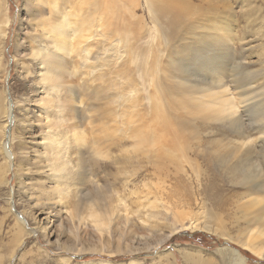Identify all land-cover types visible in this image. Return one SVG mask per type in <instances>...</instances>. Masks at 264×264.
Masks as SVG:
<instances>
[{
  "label": "rangeland",
  "instance_id": "rangeland-1",
  "mask_svg": "<svg viewBox=\"0 0 264 264\" xmlns=\"http://www.w3.org/2000/svg\"><path fill=\"white\" fill-rule=\"evenodd\" d=\"M8 1L12 24L8 30L9 35L4 39L0 25V109L4 110L6 106L7 110L12 104L15 119L5 129L4 140L7 146L3 148L1 125L7 123V117L4 113L0 114V173L7 168L8 160L4 150L16 156L12 158V168L7 172L5 182L2 183L0 179V256H3L0 264H264V258L247 247L250 233H255L258 226L249 222L243 213L247 198L251 197L246 196L249 186L264 182V175L259 171V167L264 169V143L259 147L264 140V132L260 133V128L264 126V0H227V4L219 6L218 15L214 17L215 24L206 19L208 14L198 15L189 20L195 23L192 29L187 30L189 23H184L177 37L173 35L168 39L166 34L169 32L159 29L156 11L151 10L146 0H113V8L118 5L121 10L119 18H126L129 26L114 18L113 24L117 26L118 32L124 30V27H131L132 31L127 34L131 40L122 38L121 34L117 37V32L110 31L113 28L103 17L97 20L91 17L92 28L86 25L85 37L73 45H67V52L55 51L63 57L65 64V70L62 65L55 67L58 79L69 81L67 85L76 88V93L80 94V98H75L80 116L86 112L88 120L95 125H102L108 133L105 150L113 155L117 154V149H131L132 145L138 143L139 150L142 148L150 151L139 154L140 173L131 172L134 168L132 165L115 163L114 169L111 167L106 172L91 175L90 180H81L82 184L88 182L81 189L78 187L80 193L93 194L95 200H98L101 191L105 196L111 193L108 183L100 179L106 177L105 173L109 171L111 177L126 167L127 172L124 173L132 174L127 180L122 175V180L116 183L117 187H112L116 198L123 194L127 200L119 202L118 208L122 211L118 215L117 212L114 214L116 224L113 228H109L105 234L89 218L85 223H81L77 217L71 220L73 207L64 202L65 206L60 203L61 208L54 210L52 220L57 222L53 233L50 231L47 234L48 240L39 233L37 235V232L31 233L34 226L28 222L30 216L32 223L38 227L39 219L40 224H43V219L52 210L49 205L54 203V194L49 199L44 196L38 201L36 198L41 192L36 184L40 182L39 177H47L48 162L43 160L45 166L44 170L41 169L42 173L32 171L30 175L29 171L23 169L20 179L16 170L21 168V164L33 167L31 162L37 159H33L35 157L30 154L31 151L37 147L36 157L39 158L46 147L45 143L42 146L38 144L42 140L41 128L45 126L44 122L40 123L39 117L35 118V125L30 128L32 133H24L22 125V118L28 113H25V109L34 106L37 114L42 113L40 102L32 106L25 98H38V86L34 85V79L46 73L47 69H43L45 62L37 64L38 59L33 58L32 54L17 61L14 48L16 40L21 37L26 46L20 52L26 54L31 45L26 42L28 36H38L42 30H34L27 21L28 14L22 11L25 0ZM182 1L198 14L207 11L211 4L220 3V0ZM4 5V0H1L0 7L4 8ZM20 17L23 18L22 24ZM219 24L225 28L222 27L225 33H216L217 28L220 31ZM214 26L215 30L212 29ZM16 30H20L21 34L18 35ZM69 30L66 28L67 32ZM218 35L225 40L224 45L216 38ZM184 66L188 68L189 78L196 77L208 82L222 80L221 84L227 86L226 95L233 96L236 104L233 117H243L244 122H253V126L240 128L231 117L219 121L210 116L211 111L207 110L197 114L188 113L187 104L195 101L194 96L190 95L191 83L202 80H189L185 75V81L175 77L178 76V68ZM22 69L32 70V73H27L30 81L26 83L30 90L28 94L24 93ZM99 78L105 83L101 84ZM177 80L189 86L179 90ZM33 87L35 91L32 92ZM164 89L167 95L163 98ZM18 95L21 96L24 109L20 111V120L14 128ZM157 104L162 105L172 131L182 132L181 145L176 146V151L164 145L170 134L165 131L166 128H162L163 121L156 112ZM73 121L70 117L68 124ZM248 131L250 137L245 138ZM94 133L97 136V130ZM21 141L27 148H20ZM245 141L248 142L238 152L237 148ZM71 143L73 149L77 147L84 153L89 169L80 168V171L81 176H85L98 159L96 157L100 158L102 153L96 148H88V143L82 141ZM186 148H190L189 154L184 153ZM246 148L250 149V157L240 166L237 162L241 157L245 158L243 152ZM21 150L22 154L19 153ZM246 177H254V182H248ZM18 181L22 183L20 187L17 186ZM30 181L35 182L31 184ZM49 185L54 186V182H49ZM96 186H100L99 189ZM30 187H35V190L29 198L27 192ZM254 189L258 190L259 187ZM20 191L22 196H19ZM155 199L157 203L151 205ZM17 200L27 207L20 206ZM137 203L142 206L138 207ZM167 208L196 212L195 215L201 218L196 223L198 227L179 226L175 234L164 239L163 232L168 236L169 229L162 225L163 230L152 235L148 226L156 222L151 216L153 212L166 213L169 217L168 225L172 224L174 218ZM139 209L142 214L132 213ZM80 211H84L83 207ZM160 216L163 215L160 213ZM23 220L28 223L24 225L28 231L18 237L17 245L20 248L13 256H8L10 239L21 233V229L15 225L18 221L22 224ZM63 222L68 227L65 234L59 236L60 240L57 236L62 232ZM192 223V220L185 221V225ZM114 227L118 228L117 231ZM126 227L136 231L134 236L124 240L120 234ZM109 239L111 243L108 245ZM119 242L122 249L118 247ZM147 242L149 245L145 246ZM159 242L161 244L154 248ZM62 243L66 250L62 249ZM131 245L139 246L141 252L125 254L123 250ZM170 253L171 258H168ZM67 258L70 260L67 261Z\"/></svg>",
  "mask_w": 264,
  "mask_h": 264
},
{
  "label": "bare ground",
  "instance_id": "bare-ground-1",
  "mask_svg": "<svg viewBox=\"0 0 264 264\" xmlns=\"http://www.w3.org/2000/svg\"><path fill=\"white\" fill-rule=\"evenodd\" d=\"M146 1H147V4H149L151 10L156 11L155 15L157 16L156 21L158 22L159 29H163L169 32L166 34L167 39L170 37H173V35H174V38L177 37V35L182 31L181 28L184 23H187V22L189 23L188 25L189 27L186 28L187 30L192 29L195 23L191 21L189 22V20L190 18L197 17L198 15L208 14L206 16V19H208L209 22L214 23V19H215L214 17L218 15L217 11L219 10V6L222 7L225 4H227V0H220L219 5L211 4V6L208 7L209 9H207V11H204L202 14H198V13H195L194 10L191 9L190 6L186 4L185 2H183L182 0H156V1L146 0ZM112 2L113 0H65V2L62 0H25V2H23L22 11H26V13L28 14L27 21H29L31 28H33L36 31H38V28H40L42 32L38 36L37 35H33L32 37L28 36V40H26V42L28 41L31 45H29V50L26 54H22L20 52L25 49L24 48V46H26V44L24 43L25 41H22L21 37H19L16 40V43L14 44V48L16 49L17 61L21 60L26 55L28 56L30 54L31 56L32 54L33 58L35 57L36 59H38L37 64L45 62L43 69H47V71L46 73H44V75L40 77L35 76L34 85L38 86V90H36L37 91L36 96H38V98L36 97L35 99H30L29 97L25 96L26 97L25 99H27V101H29V104H32V106H33V103L40 102L41 109L40 108L39 109L42 111V113L39 112V114H37L35 112L36 108L34 109V106L32 109L31 108L27 110L25 109V113L26 111L28 113L25 114L27 116H23L24 118H22V125L24 126V129H25L24 133H32L30 128L33 125H35V121H34L35 118L39 117L41 119V120L39 119L40 123L42 124L44 122L45 126H44V129L41 128L42 129V134H41L42 140L41 142H38V144L39 146L40 144L42 146L43 143H45L46 147L44 148L43 152L39 154L41 155L39 158L36 157L38 156L37 147L31 151L30 154L34 155L35 157L33 159H37V161L31 162L33 167L23 166L21 164L20 165L21 168L20 169L18 168L16 170H17L18 179H20L21 171L23 169H25L26 171H29L30 175L32 171H34L35 173H38V172L42 173V170H44L43 166H45L42 163L43 160L46 159V161L48 162L46 167H48L49 173L47 177L44 179H41V177H39L40 182L37 181L36 185H38V188H41V190H39V192L40 191L41 192L40 193L38 192L39 194L36 195V198L38 199V201L40 197H44V196H46L49 199L54 194L55 195L53 198L54 203L52 205L48 204L49 209L50 210L52 209V210L48 213L47 217L43 219L44 225L40 224L41 222L39 219L38 227H35V224L32 223V218L30 219V216H28L29 218L28 222H30L31 226L32 225L34 226L33 230H31L30 232L31 233L37 232L36 233L37 235L39 233L42 237L46 238L47 240H48L47 234L49 235L50 231L53 233V229L57 222L54 219L52 220V217L54 216V210L56 209L58 210L59 208H61L60 207L61 204L65 206L64 202L70 205L71 207H73V210L71 212V220L77 217L81 223L82 222L85 223L87 221V218H89L95 223L97 229L99 231L103 230L105 234H106L105 231H107L109 228H113V226H115L116 224V222L114 223V221H116L114 214L117 212V215H118L119 212L122 211L121 209L118 208L119 202H122V201L126 202L127 200H126V196L123 194L116 198V195L112 187H117L116 183L117 181L119 182L120 180H122L121 178L122 175L127 180L128 177L132 176V174L130 173V175H128L124 173V172H127L126 167H124V169L119 171L118 173H114L111 177L109 176L110 175L109 171L105 173L106 177H101L100 179L106 184L108 183V185L110 186L111 193L108 196H105L103 191H101L98 200H95V196L93 194L80 193L81 191L78 190V187L81 189L83 187L82 185L88 182L86 181L82 184L81 180L83 178H86V180H90L91 175H97L100 172H106L111 167L112 169H114L115 163L124 164V166H127V164H129L130 166L132 165V167L134 168L132 169L131 172L135 171L137 173V171L140 170V167H139V156L140 155L139 154L141 152L144 154H147L150 151V150H145L142 148L141 150H139L138 143H137L131 146L132 150L131 149H124V150L117 149L118 150L117 154H113V155L109 154L105 150L108 133L105 132L104 127L102 125H95L91 120H88L89 116L87 115L86 112H84L83 116H80L79 114L80 109L77 108L76 99H75V98H80V94L76 93V88H73V86L69 87L67 85L69 81L67 80L60 81L57 77V69L55 68L56 66L62 65L63 70H65V64L63 61V57H61L57 53H59L60 51L67 52V49H68L67 45L68 46L73 45L75 41H78L81 38L85 37L86 30H87L86 25L88 24L89 28L90 27L92 28V19L97 20L103 17L106 21H108V25L110 23V27L113 28V30H110V31L117 32L116 34L117 37H120V34H121L122 38L126 40H131V38H128L127 36V34L132 31L131 27H124V30L118 32L117 26L113 24V20H112L113 18L118 22H120V20L122 22H125V24H127V22L125 20L126 18H122V19L119 18L121 10H119L118 5L115 8H113ZM0 3H1V0H0ZM4 3H5L4 8L0 7V14H1L0 15L1 17L0 25H1L3 39L9 35L8 30L12 24L11 14L9 13V4H8L9 1L4 0ZM224 9H228V8H224ZM108 11H110V13H108ZM249 15L251 14L249 13ZM19 20H20V23L22 24L23 18L20 17ZM166 21H168L171 26ZM1 22L4 24H2ZM220 24H219L220 31L217 28L216 33L218 34L222 32L225 33V31H223L224 27L222 26L223 27L222 28ZM66 28H69L71 30L67 32ZM215 28L216 26H214L212 29L215 30ZM16 31H18V35L21 34L20 30H16ZM216 38L218 39L220 43H223V45L225 44V40L223 39V37H221V35L216 36ZM4 46L5 45L3 44L2 48L5 51ZM89 50L91 52L92 49L90 48ZM20 55H22V57L19 58ZM1 59L2 57H0V60ZM186 67L185 66L179 67L177 70L178 76H175V77H177L180 80L183 79L184 81L186 80L185 76L189 80L195 79L196 77L189 78L190 74L188 72V68L186 69ZM27 73L28 74L32 73V70L26 69V70L21 71V75L24 76L23 88L25 90L24 92L25 94L26 93L28 94V92H30V90H28L27 85H26L27 82H30L27 79ZM191 74L194 75V73H191ZM196 79L202 80V81L198 82L194 80L191 83V91H190L191 94L190 95L194 96L195 101H192L187 104L188 113L197 114L200 111L207 110L209 112L211 111L210 116L216 118L219 121H222V119H228L231 117L230 119L234 121L240 128L242 127L245 128L246 125H248L249 127L253 126L252 125L253 122H247V123L244 122L243 117H240V119L243 122L238 117H233L235 116L234 114H236V112L234 111V107L236 104L234 102L233 96L228 97L226 95L228 91L227 86L224 87L225 85L221 84L222 80L219 79V80L208 82V81H204L203 79H199V78H196ZM99 81L101 82V84L105 83L101 81L100 78H99ZM178 81L179 80H177V83ZM188 86L189 85H187V83H178L179 90H183L184 88H187ZM34 87L32 89V92L35 91ZM54 91H56L58 94L56 95ZM170 91L173 92L172 87H170ZM166 95H167V91L164 89V93L162 97L164 98ZM25 99L24 101H26ZM17 100H18L17 101L18 106L16 108L17 120L14 124V128H15V125L20 120L19 118L20 111L24 109V107L22 106L23 104H22L21 96L18 95ZM157 100H160V99H157ZM176 101L181 102L180 100H176ZM156 102L157 101H155V103ZM156 112L163 121V123H161L162 128H166L165 131H167V133L170 134L169 138L165 141L164 145L167 148H171V149H175L177 145H179L180 147L181 139H182V132L180 130H175L176 132H174L172 131L171 126H168L169 121H168L166 114L163 111V107L161 104L156 105ZM1 113L6 114V117H7V123L1 125V127L3 128L2 136H3V148H4L5 146H7V143L4 140L5 129L10 124H13L12 122L15 119L13 116L12 104H10V106L7 107V110H6V106L4 107V110L0 109V114ZM258 113H256V115ZM68 117L69 118L71 117L72 119H74V121L68 124V119H69ZM62 120H65V121L63 122ZM96 130L98 133L97 136H96V133H94ZM263 132H264V126L260 128V133H263ZM250 134H251L250 131H248L245 138L250 137ZM72 141H74V143H76V141H82L84 143H88V148L89 147L92 149L96 148L100 150L102 153L100 158L96 157L98 159L90 167L91 172L89 170V172L85 176H81V171H80V168H88V164L85 161L84 153L77 147L73 149L72 143H71ZM246 142L248 141L241 143L240 148H237L238 152L241 151V149L243 148L242 146L245 145ZM263 143H264V140L262 141V144H259V147H262ZM26 146L27 145H24V142L21 141L20 148L25 149L27 148ZM229 148L231 149V147ZM188 149L190 148L185 149L184 151L185 154H189ZM4 153H6V158L8 162L6 166L7 167L6 171H3V173H0V179L2 183L5 182L6 174L12 168L13 156H16L15 153L11 154V153L5 152V150H4ZM19 153L22 154V150ZM75 154H77V157H78L77 159H75L76 158ZM243 155L245 156V158L241 157L240 161L237 162L238 164H240V166L243 165V162L246 161V159L250 157V149L246 148V150L243 152ZM21 156L22 155H20V157ZM205 157L208 158V155H205ZM259 171H261V173H263L264 175L263 167L261 168L259 167ZM121 173H124V174H121ZM251 174L252 173H250L249 176ZM253 178L254 177H246V180L252 183L254 182ZM21 181H18V184H17L18 187H20V185L22 184L20 183ZM34 182L35 181L31 182V184H33ZM49 182H54V186L49 185ZM158 184L159 183H157L156 186H158ZM66 186L71 187V189L68 190ZM99 187L96 186L97 189H99ZM254 187H259V189L255 190ZM33 190H35V187H30L29 191L27 192L29 198L30 196L33 195ZM22 195L23 193L22 191H20L19 196H22ZM247 195L248 196L251 195V197L247 198L248 202L247 204L244 205V212H243L244 216L249 220V222H254L258 226V230L255 233L253 232L250 233L251 234L250 241L248 242L247 247L251 251L255 252L258 256L264 258V182L259 185L249 186V191L247 192L246 196ZM17 201L20 206L27 207L26 205H23L21 201L19 200ZM156 203H157V199H155L153 203H151V205L156 204ZM137 204H139L137 206L140 207L141 204L140 203H137ZM82 207L84 211L78 212L79 209H81ZM125 209H127V206L126 208H124V210ZM166 210L172 213V217L174 218L172 224L170 223L171 225H168L167 220L169 217L167 216L166 213L162 211L153 212L151 216H153V218L156 219V222L148 226L149 227L148 230L153 232L152 235L157 234L158 232H161L163 230L162 225H164L165 228L169 229L168 230L169 235L166 236L165 233L163 232V236H164V239H168L173 234H175L176 231H178V229H180L179 226H182V228H185V227L191 228L194 225H196V223H198V221L201 219L197 215H195L196 212L194 213L193 211H185V210H179V209L174 210L173 208H169V209L167 208ZM136 212L142 214V211L140 209L135 210V211L133 210L132 213H136ZM160 213L163 215L162 217L160 216ZM120 217L118 219H120ZM37 218L38 216L34 217V219H37ZM126 219L127 221L130 220L128 218V214H126ZM24 220L21 221L22 224L19 223L20 221L18 222L16 221L17 224L15 226L21 229V233L14 235V239H10V249L7 252L8 256H13L15 251L18 248H20L17 245L19 244L18 237L22 233L24 232L27 233L28 231L27 227L24 226V225L27 226L28 223L27 222L25 223L26 220L25 221ZM186 220H192L193 223L190 225H185ZM205 224H207V222H205ZM66 226H67L66 222H63L61 224L62 232L58 234L57 236L58 239L61 240L60 238L61 235L65 234ZM196 226L198 227V225ZM114 229L115 231H117L118 228L114 227ZM123 230L124 231L122 232V234H120V237H123L124 240L129 239L132 236H134V233H135L134 231H136L132 229L131 227H126ZM245 231H246V228L243 230L244 234H245ZM109 243H111L110 239L108 241V245ZM55 244L56 243H53V245ZM160 244H161L160 242L157 243V245L154 246V248H156ZM144 245L148 246L149 243L147 242ZM63 246L64 244L62 243V249L66 250V248ZM118 247L122 249L120 242L118 244ZM74 248L75 246L73 247V250H75ZM138 248L139 246H132V245L126 246L123 252L125 254L127 252H129L130 254H135V253L141 252V250H138ZM115 251L121 252L119 249H115ZM31 255L32 254H30V256ZM170 255L172 254L170 253L167 255L168 258L169 257L171 258ZM228 256H230V254H228ZM2 257L3 256L1 255L0 258L2 259ZM67 259H68L67 261L70 260V258H67ZM86 264H95V263L92 262V263H86Z\"/></svg>",
  "mask_w": 264,
  "mask_h": 264
}]
</instances>
